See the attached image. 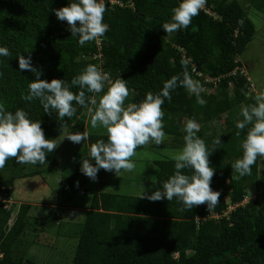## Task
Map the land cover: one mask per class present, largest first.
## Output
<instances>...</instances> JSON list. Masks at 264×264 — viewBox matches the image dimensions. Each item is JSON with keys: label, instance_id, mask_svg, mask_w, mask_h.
<instances>
[{"label": "trees", "instance_id": "obj_1", "mask_svg": "<svg viewBox=\"0 0 264 264\" xmlns=\"http://www.w3.org/2000/svg\"><path fill=\"white\" fill-rule=\"evenodd\" d=\"M120 1L122 4L105 2L103 22L108 31L100 38L98 50L96 41L79 45L67 22L58 20L52 11L73 0H0V47L10 52L0 56V102L8 111H26L29 119L41 122L46 139H55L63 131L57 113H45L38 99H22L36 77L19 69V55L30 56L32 66L41 72L40 79L49 82L62 79L70 83L87 64H95L109 74L110 80H126L130 90L126 104L141 102L149 91L159 92L165 81L182 73L181 60L187 59L188 70L200 82L206 104H197L196 97L182 87L173 90L171 101L165 100L162 106L164 138L171 136L172 148L183 147L188 118L201 125L198 135L210 149L212 141L220 137L222 144L210 154L209 161L215 169L210 186L221 195L219 204L210 211L206 204L182 211L183 205L176 198L153 202L134 194L94 192L70 264H264V213L258 211L257 197L248 196L249 188L258 184V159L251 175L240 177L231 167L242 156L241 141L247 131L236 136L241 106L255 102L237 58L252 39L253 22L240 0H207L187 29L169 37L162 25L170 22L172 9L182 0ZM249 2L264 12V0ZM97 53L99 57H95ZM71 91L78 93L79 89L74 86ZM100 95L86 92V96L97 99ZM74 107L76 114L65 117L63 123L66 128L84 131L91 125L84 119L91 115L84 107ZM221 118L224 125H217ZM87 133L89 138L68 162V180L76 189L91 180L81 172L90 145L107 138V133ZM163 145L169 143L155 146ZM46 160L24 174L41 173L44 167L52 171L59 165L55 150ZM152 161L157 167L154 181L159 189L174 173L175 162L171 157ZM13 162L10 158L0 169V195L6 199L16 176L9 172ZM82 191L89 193L87 187ZM245 196L248 200L243 203ZM9 203L0 201V264H40L24 256L33 241L28 236L32 230L30 204ZM230 204L236 206L224 214Z\"/></svg>", "mask_w": 264, "mask_h": 264}, {"label": "clouds", "instance_id": "obj_2", "mask_svg": "<svg viewBox=\"0 0 264 264\" xmlns=\"http://www.w3.org/2000/svg\"><path fill=\"white\" fill-rule=\"evenodd\" d=\"M206 3L207 0H182L172 9L170 22L164 23L162 28L169 37L187 29ZM52 11L58 20L67 22L71 36L78 37L81 46L98 40L108 31V25L103 22L107 11L104 0H73L68 6ZM8 55L9 49L0 47V56ZM18 65L20 70L30 71L36 77L28 84V94L22 95L23 100L31 102L38 99L45 113L51 115L56 112L61 128L66 127L63 123L65 117L70 119L76 114L74 104L79 105L90 113L93 129L102 127L106 130V140L99 139L92 143L89 158L83 159L81 164V172L94 182L100 169L114 171L117 176L122 171H134L136 164L131 158L136 155L137 148L150 143H163L165 113L162 106L165 100L171 101L173 90L182 87L196 97L197 104H206V100L201 97L200 82L194 80L188 70L187 59L181 60L182 73L165 81L159 92L149 91L141 102L128 104L125 102L130 90L126 80H110L109 74L95 64H87L70 83L62 79H52L50 82L40 79L41 72L32 66L30 56L19 55ZM74 86L78 87V93L71 91ZM86 92L102 95L97 99L86 96ZM239 115L242 119L236 121V136L239 137L245 129L247 131L241 141L242 156L231 167L240 177H244L251 175L252 166L258 158L264 159V92L255 96L254 103L242 105ZM200 130L201 125L194 118L186 119L184 145L172 157L175 162L174 173L150 195L144 192L141 199L155 202L176 198L183 205L182 211L204 204L210 211L219 204L221 193L213 191L210 186L215 169L210 167L209 156L222 143L217 137L210 149L198 135ZM65 137L77 144L89 138L87 132H70ZM57 146L56 139L45 138L39 120L29 119L23 109L8 111L0 102V169L5 167L10 158H14L18 164L43 165L47 163L46 155ZM90 160H94L95 165Z\"/></svg>", "mask_w": 264, "mask_h": 264}, {"label": "rangeland", "instance_id": "obj_3", "mask_svg": "<svg viewBox=\"0 0 264 264\" xmlns=\"http://www.w3.org/2000/svg\"><path fill=\"white\" fill-rule=\"evenodd\" d=\"M240 1L246 16L253 22L255 31L237 58L240 59L242 71L254 85V90L249 91L255 97L264 92V12L255 8L249 0ZM223 118L216 121V124H223ZM90 119L88 116L84 120L91 124ZM87 128H84V131L75 127L63 128L55 138L58 144L55 151L59 165L52 171L44 167L41 173L29 175L34 169L33 165L18 164L15 159L9 168V172L16 175L10 189L11 202L16 206L20 203H29L31 206L29 220L32 230H29L28 236L33 241L24 250V256L28 260L40 264H70L92 194L110 191L139 196L145 192L150 195L157 190L154 181L157 167L152 160L159 157L172 158L182 149L180 145L172 148L171 136H167L163 141L169 143L171 148L167 145L155 146L154 143L145 145L143 149L136 150V155L131 158L136 164L134 171H122L117 176L114 171L100 169L96 181L89 180L83 186L89 189V193H84L83 187L76 189L71 186V181L68 180L69 175L71 176L68 162L72 155L83 147L86 140L77 144L64 138V135L88 130L106 133L102 127L93 129L89 125ZM91 161L95 164L94 160ZM28 172L29 174H24ZM6 174L9 173L5 172ZM257 183V187L249 188L251 193L248 196L257 197L258 211L264 213V159L261 158H258ZM56 212L60 216H54Z\"/></svg>", "mask_w": 264, "mask_h": 264}, {"label": "built area", "instance_id": "obj_4", "mask_svg": "<svg viewBox=\"0 0 264 264\" xmlns=\"http://www.w3.org/2000/svg\"><path fill=\"white\" fill-rule=\"evenodd\" d=\"M106 1L109 2L110 4H114V3L122 4V2H121L120 0H104V3H105ZM96 42H97V44H98V50H100V45H99V43H100V38H99L98 40H96ZM99 56H100V53L95 54V57H99ZM240 69H241V71H242V68H240ZM248 81H249L248 88H249L250 90H253V89H254V85H253V83L250 82L249 79H248ZM5 194L7 195V193H4V195H5ZM247 200H248V197L245 196L244 199H243V203L246 202ZM0 201L10 202V199H9V198L6 199V198H4L3 196L0 195ZM234 206H236V204H233V205L230 204V205L227 207V211L224 212V214H226L228 211H230L231 209H233ZM209 216L214 217V215H207V217H209Z\"/></svg>", "mask_w": 264, "mask_h": 264}, {"label": "crops", "instance_id": "obj_5", "mask_svg": "<svg viewBox=\"0 0 264 264\" xmlns=\"http://www.w3.org/2000/svg\"><path fill=\"white\" fill-rule=\"evenodd\" d=\"M10 198H11V196H10V193H9V199H10ZM10 203H12V202H11V199H10ZM86 209H87V208H86Z\"/></svg>", "mask_w": 264, "mask_h": 264}]
</instances>
